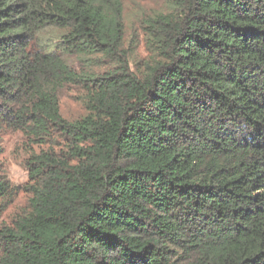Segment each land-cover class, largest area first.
<instances>
[{"label": "trees", "instance_id": "16d2710c", "mask_svg": "<svg viewBox=\"0 0 264 264\" xmlns=\"http://www.w3.org/2000/svg\"><path fill=\"white\" fill-rule=\"evenodd\" d=\"M124 1L0 0V264H264V0Z\"/></svg>", "mask_w": 264, "mask_h": 264}, {"label": "rangeland", "instance_id": "374dc122", "mask_svg": "<svg viewBox=\"0 0 264 264\" xmlns=\"http://www.w3.org/2000/svg\"><path fill=\"white\" fill-rule=\"evenodd\" d=\"M163 1H137L125 0L123 5L124 21L127 26H136L138 16L143 11L160 9ZM61 114L67 119H73L83 113L79 103L73 98L71 88L62 92L60 100ZM39 149L36 140L20 130H14L0 136V170L5 173L10 185L16 192L13 203L7 209V215H11L25 205L27 195L21 187L28 181V171L25 161L31 152Z\"/></svg>", "mask_w": 264, "mask_h": 264}]
</instances>
